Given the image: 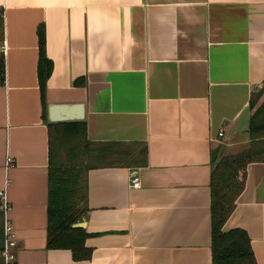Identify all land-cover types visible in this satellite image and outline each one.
I'll return each instance as SVG.
<instances>
[{"label": "crops", "instance_id": "obj_1", "mask_svg": "<svg viewBox=\"0 0 264 264\" xmlns=\"http://www.w3.org/2000/svg\"><path fill=\"white\" fill-rule=\"evenodd\" d=\"M0 17V189L16 264H210L209 172L250 142L264 0H0ZM40 24L52 63L43 99ZM61 104H80L82 117L50 120ZM78 120L88 140L119 142L132 160L145 146L146 160L88 169L82 221L92 252L74 260L46 246L48 123ZM1 224L0 210V248ZM234 227L264 264V161L245 166L222 226Z\"/></svg>", "mask_w": 264, "mask_h": 264}, {"label": "trees", "instance_id": "obj_2", "mask_svg": "<svg viewBox=\"0 0 264 264\" xmlns=\"http://www.w3.org/2000/svg\"><path fill=\"white\" fill-rule=\"evenodd\" d=\"M0 34L1 17H0ZM37 74L42 99L52 63L45 52V32L37 27ZM3 76L1 74V80ZM264 89L251 92L248 107L249 145L212 161L209 172L210 264H256L246 231L239 227L224 230L223 223L235 206L243 188L245 166L264 161ZM259 98V100H258ZM48 223L46 246L68 248L74 260L88 259L91 248L85 245L87 231L75 225L88 209L87 171L96 166L145 163L146 147L130 159L131 153L119 142H95L86 137L82 120L48 123ZM132 155V154H131ZM138 160V161H137Z\"/></svg>", "mask_w": 264, "mask_h": 264}, {"label": "built area", "instance_id": "obj_3", "mask_svg": "<svg viewBox=\"0 0 264 264\" xmlns=\"http://www.w3.org/2000/svg\"><path fill=\"white\" fill-rule=\"evenodd\" d=\"M222 130L217 131V135H221ZM8 165L13 163V158L8 156L6 158ZM130 186L138 187L140 179L136 171L130 173ZM10 203L8 197L3 189H0V210L2 212V245L0 248V255L3 259V264H16V244L17 236L15 228L8 216L10 211Z\"/></svg>", "mask_w": 264, "mask_h": 264}, {"label": "water", "instance_id": "obj_4", "mask_svg": "<svg viewBox=\"0 0 264 264\" xmlns=\"http://www.w3.org/2000/svg\"><path fill=\"white\" fill-rule=\"evenodd\" d=\"M60 111L61 114L58 115L56 112ZM50 115L49 118L50 120H57V119H68L72 118L71 116L75 118H81V105H67V104H61V105H52L49 107ZM71 112H74L76 114H73ZM215 155V150H212L211 152V157H214ZM75 225L83 226V221H79L75 223Z\"/></svg>", "mask_w": 264, "mask_h": 264}, {"label": "rangeland", "instance_id": "obj_5", "mask_svg": "<svg viewBox=\"0 0 264 264\" xmlns=\"http://www.w3.org/2000/svg\"><path fill=\"white\" fill-rule=\"evenodd\" d=\"M262 85H263V83H262ZM258 88H254L253 89V91H252V95H253V97H254V93L256 92V90H257ZM264 94V89H263V92H262V95ZM258 100H259V98H258ZM1 226H2V224H1ZM0 257H1V255H0ZM0 261H2V263H3V259H2V257L0 258Z\"/></svg>", "mask_w": 264, "mask_h": 264}]
</instances>
